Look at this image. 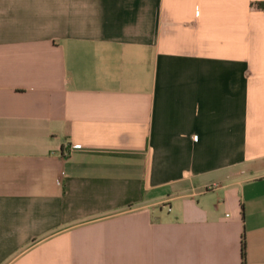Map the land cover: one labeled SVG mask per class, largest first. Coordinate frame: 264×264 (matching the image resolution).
<instances>
[{
    "label": "crops",
    "instance_id": "1",
    "mask_svg": "<svg viewBox=\"0 0 264 264\" xmlns=\"http://www.w3.org/2000/svg\"><path fill=\"white\" fill-rule=\"evenodd\" d=\"M262 2L0 0V264H264Z\"/></svg>",
    "mask_w": 264,
    "mask_h": 264
},
{
    "label": "trees",
    "instance_id": "2",
    "mask_svg": "<svg viewBox=\"0 0 264 264\" xmlns=\"http://www.w3.org/2000/svg\"><path fill=\"white\" fill-rule=\"evenodd\" d=\"M255 7L264 10V3L263 2L262 3H256ZM241 253H242V255L244 253V243H243V241L241 242Z\"/></svg>",
    "mask_w": 264,
    "mask_h": 264
}]
</instances>
